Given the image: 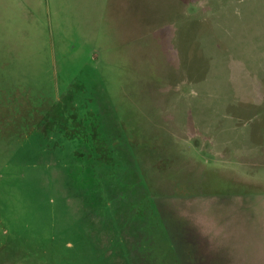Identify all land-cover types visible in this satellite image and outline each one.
Masks as SVG:
<instances>
[{"label": "rangeland", "instance_id": "rangeland-1", "mask_svg": "<svg viewBox=\"0 0 264 264\" xmlns=\"http://www.w3.org/2000/svg\"><path fill=\"white\" fill-rule=\"evenodd\" d=\"M32 10L0 25V264H264V0Z\"/></svg>", "mask_w": 264, "mask_h": 264}, {"label": "crops", "instance_id": "crops-1", "mask_svg": "<svg viewBox=\"0 0 264 264\" xmlns=\"http://www.w3.org/2000/svg\"><path fill=\"white\" fill-rule=\"evenodd\" d=\"M8 1H9L8 5H4L0 1V25H4L5 23L9 22L7 17H9L10 20H15L19 22H23V20L20 18V15L28 18L31 17V19L33 20L34 17L38 18L39 13L35 10H32V6L38 3V0H8ZM4 6L7 7L8 11L3 9ZM23 12L25 15L23 14Z\"/></svg>", "mask_w": 264, "mask_h": 264}]
</instances>
